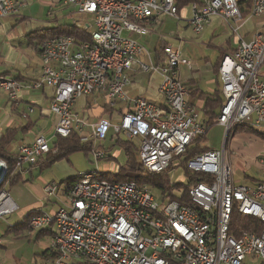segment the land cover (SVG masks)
Listing matches in <instances>:
<instances>
[{
	"label": "built area",
	"instance_id": "obj_1",
	"mask_svg": "<svg viewBox=\"0 0 264 264\" xmlns=\"http://www.w3.org/2000/svg\"><path fill=\"white\" fill-rule=\"evenodd\" d=\"M24 0H0V23L20 11ZM75 13L88 15L90 23L76 28L86 31L88 41L73 36L45 40L40 45L41 83L53 90L50 111L57 122L53 138L78 134L83 144H92L94 157L112 131L138 142V155L148 174L164 173L193 142L206 133L189 92L179 77L190 66L182 52L170 45L154 60L131 35H147L153 19H179L175 0H63ZM241 0H198L191 5V27L203 33L215 17L233 21L238 39L234 52L225 55L218 75L224 103L217 124L231 133L237 126H264V21L251 41L244 40L245 23ZM250 18H264V0H253ZM127 33L129 36H125ZM142 57L147 58L145 62ZM160 74L159 92L166 101L159 107L144 98H130L125 87L131 72ZM0 90L17 101L19 81L0 77ZM101 96L109 106L125 104L113 123L100 117L93 122L75 111L77 102ZM51 152V139L39 136L19 147L12 177L24 165L34 167ZM264 166V160H261ZM189 174L197 178L188 188L192 205L167 199L161 202L148 186L136 182L111 183L100 171L79 174L64 187H44L47 199L61 204L54 212L32 211V230H52L50 247L58 253L51 264H247L264 263L262 232L231 233L233 212L264 224V180L254 186L237 185L225 149L207 151L188 162ZM6 189L0 190V220L18 211Z\"/></svg>",
	"mask_w": 264,
	"mask_h": 264
},
{
	"label": "crops",
	"instance_id": "obj_2",
	"mask_svg": "<svg viewBox=\"0 0 264 264\" xmlns=\"http://www.w3.org/2000/svg\"><path fill=\"white\" fill-rule=\"evenodd\" d=\"M59 2H61V0H24L18 14L0 23V77L3 76V78L10 77L16 79L21 86L19 98L15 102L10 101L8 95L0 90V139L5 134L11 135L12 140L6 147V151L10 155H17L21 145L32 143L37 137L42 135L51 139V144L54 141L53 132L57 118L50 111L53 90L41 83L42 61L40 47L36 48L29 36L45 28H54L63 25L57 24L56 26L49 27L46 25L50 24L51 21H38L30 15V9L33 5L43 4L52 10ZM51 15L52 11L49 12V16ZM191 17V6H187L180 11L179 19L166 16L153 19L148 26L150 32L143 37L149 36L147 40H156L154 53L147 49L154 60L159 57L162 47L170 45L179 49L190 61V66L180 68L179 77L189 91L188 102L197 109L199 121L203 124H207L210 123L211 119L215 118L213 117L214 115H219L221 106L225 101L218 75L219 63L225 55L231 54L236 50L238 39L233 33L235 23L233 21L224 20L221 17L213 18L210 23L206 25L202 34L195 35L190 24ZM58 19L59 18L54 17L53 21L57 22ZM167 19L174 20L175 24L171 25L167 23ZM243 20L245 23L242 27L241 34L244 40L251 41L257 31H259L264 18H250L248 15L246 17L243 16ZM127 36H129V34H127ZM140 44L146 48L144 44ZM189 44H196L200 50L202 48L205 51L203 50L201 55H197V58L192 59L190 58L192 54L187 51L185 52L186 46ZM210 49L214 52H210ZM143 58H145L146 60L144 61L147 62V58ZM129 78L130 82L125 87V91L130 98H144L159 107L166 106V101L159 92L161 82L160 74L156 73L150 75L135 71L129 74ZM217 95H219L218 99L221 103L220 105L212 106L211 100L213 96L216 97ZM100 100H103V104ZM104 101L105 100L99 95L82 98L77 102L75 111L81 116H86L93 122L98 121L100 117L108 114L112 115L113 119H115L125 111V104L117 103L114 106H109ZM105 106L111 108L109 109L111 113L106 112ZM115 122H117L116 119L113 123ZM110 133L108 137H110V140H113L111 138H113L114 134L113 132L112 134ZM202 144L209 147L205 141L202 142ZM223 149L227 151L228 162L234 168V159L232 160V157L235 156V154L232 149L228 151L227 138L225 139ZM114 154L118 159L121 161L123 160L122 151L117 149L114 151ZM55 166H57L58 170L65 176L63 181L75 177L69 166L65 163V160L45 170H42L41 167L38 166L31 167L29 165H24L20 174H18L19 181L14 185L24 184L26 188L25 192L27 190L29 195L32 194L38 198L41 197V200H49L44 194V187L51 183H57L56 176L50 172ZM101 171V173H103L105 170ZM262 180L264 179H252V186ZM63 181L57 183L60 187L62 186V191L64 187H66V185H60ZM24 196V193H20L11 197L19 208L17 212H19L20 216L8 227L4 236L13 233L9 232V229L21 224L32 211L38 209L45 210L42 202H29L25 200ZM56 208L57 207H54L51 212H54ZM25 232H29L30 237L34 236V240L38 243H42L46 250L51 248L50 242L52 237L49 235H46V237H39L41 231L32 229ZM25 232H23L21 236L24 235ZM14 234L17 237L20 236L19 234ZM0 250H2L0 261L3 262V220H0ZM46 250L41 256L45 264H51V261L44 257Z\"/></svg>",
	"mask_w": 264,
	"mask_h": 264
},
{
	"label": "trees",
	"instance_id": "obj_3",
	"mask_svg": "<svg viewBox=\"0 0 264 264\" xmlns=\"http://www.w3.org/2000/svg\"><path fill=\"white\" fill-rule=\"evenodd\" d=\"M176 4L180 11L187 7L191 6L193 3L197 2L198 0H175ZM253 0H241L240 3V11L242 16L246 17L250 14V9ZM60 36H73L81 41H88L89 35L86 31L76 28L74 25L71 24H63L59 25L54 28H45L39 31L34 32L32 35L29 36L31 38V42L34 46L40 47L41 43L45 40L51 38H57ZM222 60V59H221ZM221 62V61H220ZM220 65V63H219ZM219 68V67H218ZM3 77V76H1ZM186 86V85H185ZM189 92V91H188ZM219 95L216 97L213 96L211 100L212 106L220 105L221 101L218 99ZM53 99V98H52ZM218 99V100H217ZM190 104V103H189ZM108 106H105V110L107 113H111ZM214 110V108H213ZM211 112V111H210ZM212 113V112H211ZM214 119L210 120V123L203 124L206 127V133L203 136L197 138L191 147L188 149L185 155L180 158H177L174 163L162 174H148L142 167L139 155H138V142L127 140L121 136H117L111 138L113 139V144L110 146L109 149L105 150V158L102 161L107 163L116 162L118 163V170L116 173H102L101 178L105 179L111 183H125V182H136L139 186H148L151 190H155L159 192V199L161 202H165L167 199L171 201H177L183 206L192 205L191 200L188 195V188L193 183L198 181L197 178L192 177L188 172V162L207 152L211 149L202 144L205 139V135L208 131L217 124L218 116L214 115ZM84 119L89 118L86 116H82ZM102 118H106L110 122H113L115 119L118 120L119 116L113 119L112 115H105ZM253 130L252 126H237L235 129L227 135V142L231 137L233 132L238 133L242 131H250ZM261 138L264 140V134H260ZM12 137L10 134H5L0 139V161L4 162L7 167V176L0 184V190L5 189L7 184L14 185L19 181V176L12 177V173L15 168L16 157L17 155H10L6 151L7 145L11 142ZM102 146V143L99 144V147ZM119 149L122 151L123 160L121 161L118 159L114 151ZM75 152H85L86 154L93 152L92 144H83L80 141V137L78 134H73L71 137L68 138H60L56 137L51 144V152L42 157L38 164L34 167H41L42 170L51 168L54 164L61 162L65 159H68L70 154ZM174 171H180L182 177H185V181L182 183H172L171 182V173ZM78 175H75L72 179L65 180L60 185L70 186L76 180ZM30 215H28L21 224H18L11 227L9 232L16 233L17 235H21L25 231H30ZM264 229V224L259 220L247 216H243L238 213L237 210L233 212L232 222H231V233L232 235L238 237L242 231H250V232H262ZM49 235L52 237L54 233L52 230H45L39 233V237H46ZM58 253L53 249H48L44 253V257L49 259L51 262H54L57 259ZM264 264V263H262Z\"/></svg>",
	"mask_w": 264,
	"mask_h": 264
},
{
	"label": "rangeland",
	"instance_id": "obj_4",
	"mask_svg": "<svg viewBox=\"0 0 264 264\" xmlns=\"http://www.w3.org/2000/svg\"><path fill=\"white\" fill-rule=\"evenodd\" d=\"M31 7V6H30ZM31 16L42 22L51 21L50 24L46 26L53 27L57 24H79L81 27L86 26L90 23L91 27L89 31H93L92 20L88 15H80L74 12L72 7L66 6L61 2L57 3L52 10L44 6L43 4L33 5L30 9ZM52 11V15L49 16V12ZM54 17L59 18L58 21H53ZM167 23L174 25V20L167 19ZM127 36V33L124 34ZM132 38L146 46L150 52L155 51L156 40L148 39L149 36L143 37L136 34L132 35ZM146 40V41H145ZM206 48V47H205ZM207 49V48H206ZM204 49L196 46V44H189L186 46L185 52L192 54L190 58L195 59L197 55H201ZM205 51V50H204ZM212 50L210 49V52ZM214 52V51H212ZM214 54V53H213ZM213 56V55H211ZM143 60H146L142 57ZM10 77H8L9 79ZM103 104V100H100ZM105 102V101H104ZM253 130L242 131L231 134V137L228 141V151L232 149L235 156L232 157L234 161V177L237 185H246L252 186V179L261 180L264 179V166L261 164V160H264V140L259 136L264 134V126H253ZM235 129V128H234ZM112 134V132L110 133ZM226 139V129L220 127L218 124L213 126L208 133L205 135V143L212 150H221L223 149ZM113 144L110 137L102 143V146L99 147V151L107 150ZM65 163L69 166L72 174L79 175L92 171H103V173H116L118 170V163L112 162L107 163L105 161L97 162L94 157V151L86 154L85 152H75L70 154L68 159H65ZM50 172H52L56 178L57 183L65 179V176L58 170V167H53ZM185 181L180 174V171H174L171 173V182L172 183H182ZM6 191L11 197H14L17 194L24 193L25 200L29 202H42L44 205V211H51L54 207H57L61 204L57 199H43L38 198L35 195H29L25 192L24 184L10 185L7 184L5 187ZM153 194L158 198L159 192L151 190ZM60 200H65V197L62 194V186L59 191ZM62 205V204H61ZM19 212H15L6 217L7 221L3 220V262L0 261V264H45V261L42 258L43 252L46 250L45 246L42 243H38L34 240V236H29V232H25L24 235L17 237L14 233H9L4 236L8 227L19 218ZM0 250V256H1ZM1 260V258H0ZM247 264H262L260 260L248 259Z\"/></svg>",
	"mask_w": 264,
	"mask_h": 264
},
{
	"label": "water",
	"instance_id": "obj_5",
	"mask_svg": "<svg viewBox=\"0 0 264 264\" xmlns=\"http://www.w3.org/2000/svg\"><path fill=\"white\" fill-rule=\"evenodd\" d=\"M7 176V167L6 164L0 161V184L4 181Z\"/></svg>",
	"mask_w": 264,
	"mask_h": 264
}]
</instances>
